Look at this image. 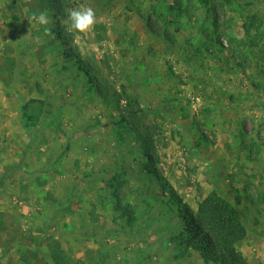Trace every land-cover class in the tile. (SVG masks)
Here are the masks:
<instances>
[{"label": "rangeland", "instance_id": "1", "mask_svg": "<svg viewBox=\"0 0 264 264\" xmlns=\"http://www.w3.org/2000/svg\"><path fill=\"white\" fill-rule=\"evenodd\" d=\"M170 189L237 205L264 264V0H0V264H215Z\"/></svg>", "mask_w": 264, "mask_h": 264}, {"label": "trees", "instance_id": "2", "mask_svg": "<svg viewBox=\"0 0 264 264\" xmlns=\"http://www.w3.org/2000/svg\"><path fill=\"white\" fill-rule=\"evenodd\" d=\"M19 167H11L3 174V179ZM171 189L172 205L169 209L181 218L187 245L197 250L205 263L244 264L236 244L246 236L247 228L237 205L217 191H211L194 211ZM161 193L164 194L165 190ZM125 214L128 211L125 210ZM55 247L57 253L53 259L60 263L62 251L58 243Z\"/></svg>", "mask_w": 264, "mask_h": 264}, {"label": "clouds", "instance_id": "3", "mask_svg": "<svg viewBox=\"0 0 264 264\" xmlns=\"http://www.w3.org/2000/svg\"><path fill=\"white\" fill-rule=\"evenodd\" d=\"M66 11L67 20L70 22V30H74L78 33H87L96 24V13L91 7L81 6L78 8L67 9ZM26 18L30 24L29 31H31L33 21H35L37 24L44 26L45 35L54 37L51 28L47 27L51 23L47 11L33 13Z\"/></svg>", "mask_w": 264, "mask_h": 264}, {"label": "crops", "instance_id": "4", "mask_svg": "<svg viewBox=\"0 0 264 264\" xmlns=\"http://www.w3.org/2000/svg\"><path fill=\"white\" fill-rule=\"evenodd\" d=\"M43 174V173H42Z\"/></svg>", "mask_w": 264, "mask_h": 264}]
</instances>
